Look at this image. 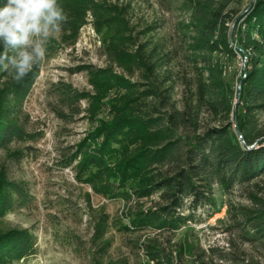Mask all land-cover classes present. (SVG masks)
<instances>
[{
    "label": "trees",
    "instance_id": "16d2710c",
    "mask_svg": "<svg viewBox=\"0 0 264 264\" xmlns=\"http://www.w3.org/2000/svg\"><path fill=\"white\" fill-rule=\"evenodd\" d=\"M244 1L186 0L179 45L170 48L156 40L159 25L134 24L131 2L60 0L69 19L58 45L74 46L91 24L108 62L105 68L77 69L87 72L94 94L68 85L60 92L69 110L61 115L85 113L92 126L71 147L67 166L95 195L127 206L116 219L103 214L97 222L92 240L97 264H115L105 262L112 229L175 236L202 223V216L221 212L237 192L245 202L229 205L226 231L264 255V0L250 1L243 10ZM238 57L247 58L240 76L228 65ZM42 64L19 84L0 71V152L36 140L26 129L25 104ZM31 199L27 188L0 168V221L28 209ZM230 246L203 250L185 241L169 250L151 238L138 248L150 264H264L248 259L233 241ZM37 254L29 230L0 233V264H20Z\"/></svg>",
    "mask_w": 264,
    "mask_h": 264
},
{
    "label": "rangeland",
    "instance_id": "374dc122",
    "mask_svg": "<svg viewBox=\"0 0 264 264\" xmlns=\"http://www.w3.org/2000/svg\"><path fill=\"white\" fill-rule=\"evenodd\" d=\"M120 1L132 3L134 24L141 27L157 24L160 26L157 41L170 48L179 45L178 23L188 16L183 7L186 0ZM250 1L255 0H245L243 10ZM234 27L235 22L229 24L230 39ZM96 35L88 29L81 31L79 41L73 47L59 46L60 34L49 42L40 76L25 104L26 129L36 136V140L16 144L9 151L0 152V168L7 171L10 180L25 186L32 198L28 209L7 215L0 221V233L13 229L29 230L37 239L38 254L20 264H97V249L92 242L97 222L103 214L116 219L127 209L122 201L107 200L95 195L89 186L79 184L72 167L66 164L73 144L83 139L92 126L85 113L75 118L61 115L62 112L69 114V110L62 106L60 92L63 86L68 85L77 92L94 94L87 72H78L77 69L107 66L101 38ZM51 47L57 51L51 53ZM228 65L240 76L245 73L247 58L238 57ZM182 93L183 89L178 88V99ZM237 102L238 97L235 104ZM81 107L83 110L89 108V102L82 101ZM15 151H21L22 155L19 158L13 156ZM238 195L237 192L229 196L227 207L221 212L210 219L202 216V223H193L191 228H184L175 236L165 234L159 238L154 237V233L123 234L112 229L108 234L112 246L105 262L150 264L144 251L138 247L151 238H158L169 250H175L185 241L197 244L203 250H227L233 241L248 259L263 262L262 250L240 243L235 232L231 235L226 231L230 224L229 205L241 201ZM187 259L190 260L189 257Z\"/></svg>",
    "mask_w": 264,
    "mask_h": 264
},
{
    "label": "clouds",
    "instance_id": "9594fccd",
    "mask_svg": "<svg viewBox=\"0 0 264 264\" xmlns=\"http://www.w3.org/2000/svg\"><path fill=\"white\" fill-rule=\"evenodd\" d=\"M68 19L60 0H6L0 6V71L22 83L44 62Z\"/></svg>",
    "mask_w": 264,
    "mask_h": 264
},
{
    "label": "bare ground",
    "instance_id": "6f19581e",
    "mask_svg": "<svg viewBox=\"0 0 264 264\" xmlns=\"http://www.w3.org/2000/svg\"><path fill=\"white\" fill-rule=\"evenodd\" d=\"M85 29H88V30H90L93 34H96L91 24H88L87 26L83 27L81 31H83V30H85ZM96 36H97V35H96ZM77 43H78V42H77ZM77 43H76V44H77ZM76 44H75V45H76ZM75 45H74V46H75ZM72 47H73V46H72Z\"/></svg>",
    "mask_w": 264,
    "mask_h": 264
},
{
    "label": "water",
    "instance_id": "95a60500",
    "mask_svg": "<svg viewBox=\"0 0 264 264\" xmlns=\"http://www.w3.org/2000/svg\"><path fill=\"white\" fill-rule=\"evenodd\" d=\"M231 40V42H232V39H230ZM240 85H241V83L239 84V88H238V91L240 90ZM236 107H237V103H236ZM236 133H237V135H238V137L242 140V136H241V134H240V132L237 130L236 131Z\"/></svg>",
    "mask_w": 264,
    "mask_h": 264
},
{
    "label": "built area",
    "instance_id": "2783aa9c",
    "mask_svg": "<svg viewBox=\"0 0 264 264\" xmlns=\"http://www.w3.org/2000/svg\"><path fill=\"white\" fill-rule=\"evenodd\" d=\"M94 29V28H93Z\"/></svg>",
    "mask_w": 264,
    "mask_h": 264
}]
</instances>
